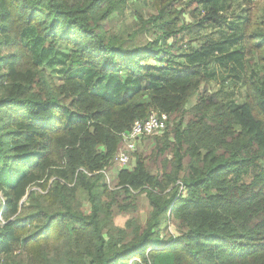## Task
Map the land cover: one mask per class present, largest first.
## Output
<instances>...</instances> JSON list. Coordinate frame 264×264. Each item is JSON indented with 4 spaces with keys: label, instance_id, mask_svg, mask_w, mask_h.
<instances>
[{
    "label": "trees",
    "instance_id": "1",
    "mask_svg": "<svg viewBox=\"0 0 264 264\" xmlns=\"http://www.w3.org/2000/svg\"><path fill=\"white\" fill-rule=\"evenodd\" d=\"M261 1L0 0V264H264Z\"/></svg>",
    "mask_w": 264,
    "mask_h": 264
},
{
    "label": "built area",
    "instance_id": "2",
    "mask_svg": "<svg viewBox=\"0 0 264 264\" xmlns=\"http://www.w3.org/2000/svg\"><path fill=\"white\" fill-rule=\"evenodd\" d=\"M168 115L166 113L150 112L145 119H136L130 128L120 133L121 146L119 147L115 160L123 167L130 162V153L134 151L136 143L140 138L160 132L166 128ZM183 186L180 184V191Z\"/></svg>",
    "mask_w": 264,
    "mask_h": 264
},
{
    "label": "rangeland",
    "instance_id": "3",
    "mask_svg": "<svg viewBox=\"0 0 264 264\" xmlns=\"http://www.w3.org/2000/svg\"><path fill=\"white\" fill-rule=\"evenodd\" d=\"M222 3H224L225 5L226 4H230L231 5V7L232 8H235V9H238V0H220ZM258 5L261 7V9H260V12L261 13H264V0H262L261 2H259L258 3ZM141 8H143V7H141V6H138V5H130L129 7H127L126 9H125V11H124V15H123V17H121V18H119V19H117V23L115 24V26H116V28H118V27H121V28H123V29H125V30H134V28H135V26H136V20H135V18H136V15H135V13L137 14V11L140 13V14H142L145 18L147 17V13L144 11V9H141ZM186 19H189L188 18V15L186 16ZM204 32H208V30L207 31H204ZM189 38H192L191 37V35L190 36H188ZM142 40H144V39H146V37L145 36H141L140 37ZM195 43H197V42H195ZM58 49H63L62 51H65V52H68V49H67V47H65V46H59L58 47ZM140 143V141L139 142H137L136 143V147L135 148H137V146H138V144ZM135 150V149H134ZM132 158V157H131ZM131 160V159H130ZM116 167H121L122 165H120V164H118L117 163V161L115 162V164H114ZM123 167V166H122ZM126 167V166H125ZM106 174H108L107 176H109L108 178H109V180H110V173L108 172V173H106ZM0 202L2 201V199H3V196H2V194L0 193ZM146 201H145V199H144V202L143 203H141V207H140V209H139V217L140 218H145V216H146V214H147V209H148V207H147V205H146V203H145ZM125 218H126V216H117L116 218H115V222L117 223V224H119V225H122L123 224V222L125 221ZM163 227V226H162ZM171 231H173V228H171Z\"/></svg>",
    "mask_w": 264,
    "mask_h": 264
}]
</instances>
